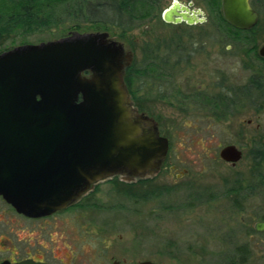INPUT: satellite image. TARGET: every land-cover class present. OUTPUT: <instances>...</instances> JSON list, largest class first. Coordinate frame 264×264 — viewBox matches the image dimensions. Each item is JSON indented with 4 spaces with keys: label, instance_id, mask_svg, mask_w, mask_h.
Returning a JSON list of instances; mask_svg holds the SVG:
<instances>
[{
    "label": "rangeland",
    "instance_id": "rangeland-1",
    "mask_svg": "<svg viewBox=\"0 0 264 264\" xmlns=\"http://www.w3.org/2000/svg\"><path fill=\"white\" fill-rule=\"evenodd\" d=\"M82 1L85 16L77 0H40L39 27L32 23L25 33L22 26H8L15 14L6 11L9 0H0V54L94 33L90 0ZM173 1L160 0L155 17L135 22L125 39L116 27L107 32L133 56L132 64L160 67V80L144 88L150 94L130 100L170 141L164 169L134 184L126 176L99 184L80 213L85 227L106 235L115 252L131 247L160 264H264V232L255 230L264 223V87L259 101L251 89L258 76L264 80V0H255L260 19L250 36L227 29L221 0H177L201 10L205 22L167 24L162 14ZM228 95L231 101L224 102ZM206 97L215 105L203 103ZM230 145L243 153L236 168L220 158ZM171 166L177 169L173 176ZM5 208L0 202V213Z\"/></svg>",
    "mask_w": 264,
    "mask_h": 264
},
{
    "label": "water",
    "instance_id": "water-1",
    "mask_svg": "<svg viewBox=\"0 0 264 264\" xmlns=\"http://www.w3.org/2000/svg\"><path fill=\"white\" fill-rule=\"evenodd\" d=\"M250 1L222 0L228 25L239 31L257 26ZM191 6L175 2L162 19L202 22ZM259 55L264 58V46ZM132 57L107 32L72 33L0 54V196L18 213L50 216L101 182L160 172L170 142L132 106L124 80ZM220 158L235 166L242 152L226 146ZM255 230L263 233L264 223Z\"/></svg>",
    "mask_w": 264,
    "mask_h": 264
},
{
    "label": "flooded vegetation",
    "instance_id": "flooded-vegetation-1",
    "mask_svg": "<svg viewBox=\"0 0 264 264\" xmlns=\"http://www.w3.org/2000/svg\"><path fill=\"white\" fill-rule=\"evenodd\" d=\"M175 2L178 1L174 0L168 9H170ZM178 3L182 6H190V4L183 5L180 2ZM250 5L259 14L258 10L254 8L253 0L250 1ZM190 10L191 14L193 12L197 13L200 11L202 14L198 15V19L203 21L196 22L193 25H189L187 22H182L181 24L194 26L203 24L205 22V19L203 18V12L201 10L193 9V4L190 7ZM226 24L228 25L227 22ZM263 59L264 58L260 57L261 61ZM262 83L263 77L258 76L255 82L251 83L253 86L250 85L252 87L250 88L255 91V97L258 101L263 98ZM231 97L232 95H228L226 97L227 100L224 102H227L228 99L230 100ZM130 99H132V97ZM131 102L133 103V100H131ZM203 103L208 106H213L215 105V99L213 98L212 100V98H209L208 100L206 97L204 98ZM145 127H147V125H145ZM226 164L232 168H236L238 165V163L235 166L230 163ZM163 167L164 163L162 164L160 170H163ZM175 172H177L176 167L171 166V176H173ZM156 176L151 178L148 177L136 179L129 183L134 184L140 180L144 181L153 179ZM111 180H113V178L101 183H106ZM99 184L94 185L92 190L87 195L75 201L67 208L60 210L50 216L41 218H33L18 213L0 196V202L6 206V208L1 210L0 213V224H2L1 226H4L0 228V264H20L24 262H34L36 264H142L151 262L153 264H160L152 262L146 257H139L136 255L135 250H133L131 247H125L124 250L115 252L114 249H111L109 242H104L103 239L106 235L101 233L99 234L97 233L99 231L90 230L85 227V218L80 212L87 210L88 207L83 205L82 202L91 198L92 194L96 192V188ZM91 240H94L91 242L94 244H89V241ZM97 243L100 244L98 245Z\"/></svg>",
    "mask_w": 264,
    "mask_h": 264
},
{
    "label": "trees",
    "instance_id": "trees-1",
    "mask_svg": "<svg viewBox=\"0 0 264 264\" xmlns=\"http://www.w3.org/2000/svg\"><path fill=\"white\" fill-rule=\"evenodd\" d=\"M77 1L80 12L78 13L85 16L83 1ZM39 2L40 0H9L6 11L10 10L15 16L9 21L8 26H22L25 33L26 31L29 32L32 23H36L35 27H39L37 20L38 12L35 6ZM159 5L160 0H96V2L90 0L86 6L88 20L94 25L91 28L95 29L94 33L109 32L111 31L110 27H116L122 31L117 37L125 39V32L133 29L136 24L135 22L144 23L149 18H154L155 14L158 13ZM253 5L256 10H259L254 1ZM222 20L227 29L235 36H250L252 33V30L248 32L237 31L226 24L223 16ZM76 27H80L79 24ZM159 70L160 67L155 62H150L145 67H139L135 64L127 67L125 69L124 80L129 95L133 99L141 93L149 95L151 91L147 93L144 88H146V84L152 83L154 79L160 80V77L155 74ZM262 84L264 87V80ZM152 86H154V83H152Z\"/></svg>",
    "mask_w": 264,
    "mask_h": 264
}]
</instances>
